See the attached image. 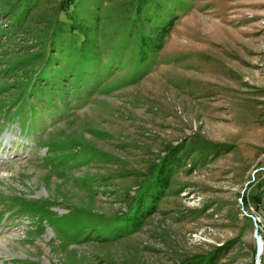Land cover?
Masks as SVG:
<instances>
[{"label":"rangeland","instance_id":"374dc122","mask_svg":"<svg viewBox=\"0 0 264 264\" xmlns=\"http://www.w3.org/2000/svg\"><path fill=\"white\" fill-rule=\"evenodd\" d=\"M34 1L0 7V264H256L257 235L264 264V0H177L134 65L49 56Z\"/></svg>","mask_w":264,"mask_h":264},{"label":"trees","instance_id":"16d2710c","mask_svg":"<svg viewBox=\"0 0 264 264\" xmlns=\"http://www.w3.org/2000/svg\"><path fill=\"white\" fill-rule=\"evenodd\" d=\"M10 1L0 0V7L6 5L12 9ZM21 3L19 1L15 8L18 9ZM46 3L55 8L52 7V14L41 13L38 17L39 30L34 37H37L38 43H49L50 50L53 49L49 56L63 55L64 58H71L72 63L128 57L129 62L123 60L122 65L143 64L163 49L166 37L179 18L177 0H35L17 27L23 32L33 11ZM8 11L9 14L6 13L10 15ZM165 166L166 163H163L156 168L154 183L162 190L170 184L169 171ZM148 191L149 188L141 192L138 202L150 201ZM255 200L259 202L258 198ZM142 211L138 203L133 212L123 219L124 227L138 225L145 217ZM230 219L241 221L234 210ZM248 221L247 217L243 218V222L248 224ZM240 239L236 236L234 244L241 245ZM237 251L234 254L236 261L242 256ZM217 260L214 254L208 264H218Z\"/></svg>","mask_w":264,"mask_h":264},{"label":"water","instance_id":"95a60500","mask_svg":"<svg viewBox=\"0 0 264 264\" xmlns=\"http://www.w3.org/2000/svg\"><path fill=\"white\" fill-rule=\"evenodd\" d=\"M263 248V242L261 241L260 237L257 235V252H256V264H258V260Z\"/></svg>","mask_w":264,"mask_h":264},{"label":"bare ground","instance_id":"6f19581e","mask_svg":"<svg viewBox=\"0 0 264 264\" xmlns=\"http://www.w3.org/2000/svg\"><path fill=\"white\" fill-rule=\"evenodd\" d=\"M61 128H62V127H61ZM5 136H6V137H5V138H6V140H8V135H5ZM72 192H74V193H75V195H78V193H77V192H75V191H72ZM262 252H263V248H262L261 254H262ZM261 254H260V255H261Z\"/></svg>","mask_w":264,"mask_h":264}]
</instances>
